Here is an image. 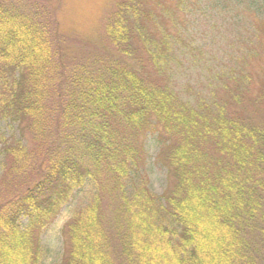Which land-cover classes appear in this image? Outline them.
I'll return each instance as SVG.
<instances>
[{
  "label": "trees",
  "instance_id": "16d2710c",
  "mask_svg": "<svg viewBox=\"0 0 264 264\" xmlns=\"http://www.w3.org/2000/svg\"><path fill=\"white\" fill-rule=\"evenodd\" d=\"M51 2L0 0V264H41L42 231L86 185L61 264H264V0H115L101 43L77 44ZM230 7L249 33L219 57L207 12ZM186 59L225 94L185 97Z\"/></svg>",
  "mask_w": 264,
  "mask_h": 264
},
{
  "label": "rangeland",
  "instance_id": "374dc122",
  "mask_svg": "<svg viewBox=\"0 0 264 264\" xmlns=\"http://www.w3.org/2000/svg\"><path fill=\"white\" fill-rule=\"evenodd\" d=\"M115 0H52L50 4H47L51 9L55 10L56 17L60 25V29L70 37L69 42L77 44L82 39L98 40L97 43H101L104 32V19L106 15L113 8ZM210 6V5H209ZM226 12L219 13L215 11H208L207 16L213 22H215L219 31H215L216 34L212 37V47L214 51H217L219 57H227L222 51L232 50L226 48L227 44L237 45V41H231L234 38L233 34L239 31L246 32L247 26L244 20H234V8L230 7ZM205 23H208L205 21ZM240 26V27H239ZM246 27V29H245ZM248 32V29H247ZM249 33V32H248ZM87 47H90L87 45ZM226 48V49H225ZM199 56H197L198 58ZM186 65H181L180 70L177 71L176 80L181 87L183 95L191 102L197 98H212V93L218 91L219 96H223L225 92L224 87L217 81H211L206 67L201 63L195 62L192 66L188 59L185 60ZM264 64V60L260 63ZM190 66V67H189ZM258 70L259 67H257ZM260 75H255V86L251 89L257 91L260 87ZM222 86V89L219 88ZM253 111L260 119L264 118V103L259 107H254ZM6 123L0 121V147L1 137L6 132ZM145 149L147 153V161L145 173L149 178L150 188L158 195L162 194L167 181L166 169L159 165L156 161L158 146L155 139L152 136H148L145 141ZM0 163L3 162V157L0 155ZM2 168L0 167V184L3 181ZM93 193L91 185H86L82 188L76 189L70 200L64 204L59 215L54 222L44 229L41 233V240L43 246L42 261L41 264H61L62 256L64 253V242L61 235L62 226L70 218L73 211L79 207L88 203ZM5 195H8L6 189L4 190L0 185V204ZM7 198V197H6ZM25 222V219H23Z\"/></svg>",
  "mask_w": 264,
  "mask_h": 264
}]
</instances>
